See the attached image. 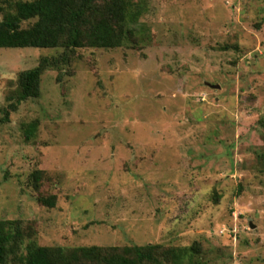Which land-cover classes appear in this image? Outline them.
I'll use <instances>...</instances> for the list:
<instances>
[{
  "label": "rangeland",
  "instance_id": "1",
  "mask_svg": "<svg viewBox=\"0 0 264 264\" xmlns=\"http://www.w3.org/2000/svg\"><path fill=\"white\" fill-rule=\"evenodd\" d=\"M134 1L135 42L69 51L8 115L65 49L0 48V219L22 250L199 241L205 264H264V0Z\"/></svg>",
  "mask_w": 264,
  "mask_h": 264
},
{
  "label": "trees",
  "instance_id": "2",
  "mask_svg": "<svg viewBox=\"0 0 264 264\" xmlns=\"http://www.w3.org/2000/svg\"><path fill=\"white\" fill-rule=\"evenodd\" d=\"M7 4L5 7L4 4ZM146 10L134 0H17L0 1V48H64L55 59L42 57L18 76L19 89L10 95L6 113L41 95V78L48 66L61 63L77 48H117L135 42V28ZM231 47H236V45ZM41 170L32 174L37 184ZM49 206L54 197L43 198ZM23 233L17 220L0 219V264H205L199 241L187 247L161 243L125 246H45L35 242L20 248ZM22 250V251H21Z\"/></svg>",
  "mask_w": 264,
  "mask_h": 264
},
{
  "label": "water",
  "instance_id": "3",
  "mask_svg": "<svg viewBox=\"0 0 264 264\" xmlns=\"http://www.w3.org/2000/svg\"><path fill=\"white\" fill-rule=\"evenodd\" d=\"M251 226H252V227H254V225H253V224H251Z\"/></svg>",
  "mask_w": 264,
  "mask_h": 264
}]
</instances>
